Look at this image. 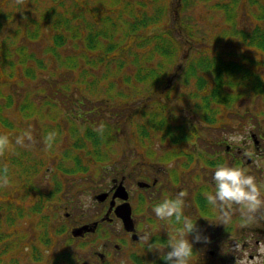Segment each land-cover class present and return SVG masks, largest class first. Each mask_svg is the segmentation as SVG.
Masks as SVG:
<instances>
[{
	"label": "trees",
	"instance_id": "1",
	"mask_svg": "<svg viewBox=\"0 0 264 264\" xmlns=\"http://www.w3.org/2000/svg\"><path fill=\"white\" fill-rule=\"evenodd\" d=\"M114 1L123 3L126 8L121 9L131 13L129 20H122L119 16L117 20L104 19L102 25H95L85 18V10L81 11V6H76L70 16L58 13L52 6L41 16L43 21H51L49 25L52 30L47 36L43 35L42 21L34 22V26L22 25L8 30L13 22V15L11 11L0 8L3 11V14L0 13V57L7 61L0 62L4 66L3 69L0 68V93L5 95L0 104V135H7L9 146H12L20 136L18 132L26 125L33 137L27 143L30 146L20 152L23 154L15 156L6 150L0 156V168L5 165L8 167L10 183L23 194L21 200H17L12 191H3L4 195H0V202H3L0 203V264H4L6 260L15 263L16 260L12 258L24 250L33 264H66L86 257H83V251L76 248V245L73 247L75 240L68 235L67 221L60 214L55 219L56 211H51L58 203L56 193H61L63 186L49 188L42 184L41 178L54 181L55 171L60 175L80 176L92 168L106 170L105 165L111 160V155H116L110 148L111 129L120 135L132 136L137 120H143L142 116L146 115H140L139 109L143 107L137 106L138 101L149 105L150 97L147 94L153 89L167 88L164 91L171 92L172 89L168 88L175 85L177 71L182 72L185 85L194 83L198 87L208 88L197 90L207 95L196 96L198 101L193 102V106L187 107L182 103L177 109L176 106L172 108V111L176 109L173 117L181 120L180 123L175 121L171 124L165 120L167 118L160 119L166 113H161L160 117H156V114L150 116L154 118L150 119L153 122L150 124H155L157 130L161 128L162 142L174 147L184 144L189 146L192 141L191 133L200 126L194 115L204 113L214 103L220 102L227 107L225 84L247 77L246 67H260L254 61L250 65L243 64L239 62L240 57L228 54L233 51L234 42L231 38L234 33L225 26L220 27V35H223L221 38L224 41L221 54L218 45L213 47L210 55L205 56L203 50H199L192 40L177 39L181 22L174 19L172 26H168L166 10L169 2L175 4L174 13L181 10L179 0ZM32 2L33 0H22L21 3H16L23 17L26 18L33 9ZM220 11L227 21L231 20L233 10L227 4ZM118 28L122 30L124 39L133 36L134 44L133 40L126 44L116 42L113 34ZM143 30L147 32L140 33ZM239 34L244 36L248 33L242 29ZM43 40H46V44ZM199 44L201 48L204 45L211 46L204 40ZM11 53L16 57L12 58L9 55ZM178 53L181 57H178ZM231 57L234 62L227 61ZM153 59L158 60L155 66L146 67ZM177 59L181 60L180 64L173 63ZM246 59L254 60L248 57ZM173 69L176 71L173 72ZM24 79L42 85L44 89L35 92L33 97L37 100L41 97L40 103L54 111L39 114L34 105L27 104V90L22 83ZM143 84H147L145 89L139 87ZM72 85L78 87L73 94ZM254 90L260 91V87L255 86ZM18 100L21 103L15 102ZM161 106L169 108L166 103ZM28 108L31 113L27 116L31 120H23L21 127L13 131L12 119L7 116V112L4 115V111L14 109L18 117H23L22 114H26ZM45 115L47 117L44 119ZM63 118L68 128L67 133L60 135L64 130L61 126ZM200 118L205 123V116L201 115ZM101 124L104 125L102 134L96 131ZM140 124H144V121H140ZM140 130L144 131V127L141 126ZM51 131L58 135L50 151L53 156L47 155L53 157L54 169L47 170L49 168L45 169V164L49 163L48 159L38 160L40 158H37V154L45 146L44 138ZM28 148L37 150L35 159L30 160V163L24 162L30 155ZM31 197H34L32 204L26 205V200ZM25 220H36L39 230L33 232L31 229L32 238L24 237L27 241L17 246V242L12 239L19 223ZM54 240L59 241L61 248L58 251L53 248ZM1 244L4 245L1 247ZM6 244H12L9 251H5ZM50 250H53L51 254Z\"/></svg>",
	"mask_w": 264,
	"mask_h": 264
},
{
	"label": "flooded vegetation",
	"instance_id": "2",
	"mask_svg": "<svg viewBox=\"0 0 264 264\" xmlns=\"http://www.w3.org/2000/svg\"><path fill=\"white\" fill-rule=\"evenodd\" d=\"M262 7L264 0L248 1L250 22L252 18L261 20V15L252 13V10L256 8L260 12ZM260 55L264 57V53ZM259 65L264 66V58L260 60ZM245 86V91L242 90L236 97L243 94L248 97V92L255 91V86L247 83ZM256 86L260 87L257 95L260 96L261 102L259 110H256L253 116L250 110L244 109L238 114V124L233 120L220 125L219 104H211L204 113H197V123L200 126L194 128L196 131L191 133L192 141L189 146L184 144L174 147L162 142L161 128L157 130L155 124L153 126L149 123L150 119H154L150 118L154 111L142 116L145 117L141 120L144 124L137 121L131 142L133 158L130 163H126L121 169L114 168L115 174L110 177L108 183L106 181L102 185H96L85 194L92 198V206L88 208L95 211L92 222H84V215L74 217L73 208H79L73 204L72 188L76 187V183L68 182V177L72 174H59L64 190L57 195L56 207L65 215L66 218L63 219L67 221L69 229L89 223L94 227L93 232L91 227L86 228L88 230L83 231V236L77 238L89 241L91 246L95 247L88 248L89 253L83 260L84 264H164L160 259L161 254L148 251L139 237L145 233L151 234L150 243L158 242V246L163 250L166 248L168 236L178 235L176 229L180 225L158 220L152 209L165 198L174 199L180 191L187 193L183 214L196 222L197 227L202 230V238H209L208 243H204L203 239L200 243H193V255L189 264H234V256L240 254L233 251L234 245H241L247 250L249 257L256 254L257 245L264 241V210L257 214L255 222L243 225L241 213L244 210L234 205L230 222L222 224L218 218L219 213L208 204L204 195L206 192L214 193V171L217 166L226 165L246 169L248 175L254 176L257 185L261 186V198L264 199V81L262 85ZM185 88L188 86L183 85V89ZM200 89L208 88L199 87L195 90ZM160 94L170 100L169 91ZM194 95L207 94L195 92ZM235 100L237 99L234 95H229L227 107ZM141 103L144 102L138 101L137 106L140 108ZM149 105H154L153 98H150ZM176 109L170 113L169 108L162 107L159 112L166 113V116L160 119L167 118L165 120L171 124L179 121L173 117ZM201 115L207 119L205 123L201 121ZM141 126L144 131L140 130ZM209 129L210 132L205 131ZM156 131H159V137H155ZM236 134L244 135L245 140L229 143L228 137ZM157 143H160L159 147H156ZM245 153H251V158ZM257 156L261 160L259 167L253 162ZM110 173L92 168L85 175H80L77 188L81 181L97 178L104 180ZM51 186L60 185L54 180ZM243 218H247L246 212ZM192 239L193 237L189 236L190 242ZM169 250L166 248L165 252Z\"/></svg>",
	"mask_w": 264,
	"mask_h": 264
},
{
	"label": "rangeland",
	"instance_id": "3",
	"mask_svg": "<svg viewBox=\"0 0 264 264\" xmlns=\"http://www.w3.org/2000/svg\"><path fill=\"white\" fill-rule=\"evenodd\" d=\"M180 3V9L181 10H177V12L174 13L173 8L175 7V4L169 2V8L167 7L166 10V24L168 26H172V23L174 22V19H178L179 22H181V29L179 30V36L177 37V39L179 40H192L195 44L196 47H198L199 50H203V53L205 56H208L212 53V49L213 47L215 48L218 45V49H220L219 54H221L222 48L224 47V41L221 38L220 35V27L221 26H225L226 29L232 31L233 33H235V35L231 38V41L234 42V44L237 43V45H244V39L240 38V36L236 35V33H238L241 29L240 26L241 25H245L247 26L249 24V19L247 17V11L248 8H246L244 3L239 4L238 8H237V17L235 19V21L232 19V21H227L226 20V16L225 18L223 17L222 12L220 11V9L222 8V5L226 4V0H179ZM219 5V8H216L217 5ZM166 5V4H165ZM213 5H215L213 7ZM32 10L31 12L27 15V17H23L21 15L20 10L16 7V2L13 0H0V8L5 10V11H11L12 15H13V22H11L9 29L11 28H18L22 25L25 26H34V22H39L42 21L41 24L44 25V32L43 35H48L50 33L51 26L49 25L51 23V21H43V18H41L42 15H44L45 13H47V9H50L52 6H54V8L57 10L58 13H65L66 16H70L71 12H74L76 10V6H81V11L85 10V18L89 21H91V23L95 24V25H102V20L104 19H109V20H117L118 17L120 16V19L122 20H129L131 18V13L129 11L126 10H122L121 8H126L123 6V3L121 2H116L114 0H57V2H52V0H33L32 4ZM167 6V5H166ZM213 7V8H212ZM13 8H15L16 10H14ZM151 8V7H149ZM224 12V11H223ZM259 11L258 9L254 8L252 10V13L257 14ZM0 13L3 14V11L0 10ZM94 20H101L98 22H95ZM251 26H264V22H258V21H253L251 23ZM189 30L191 32H189ZM147 30H143L140 33L144 34L146 33ZM188 34L193 35L189 36ZM220 35V36H219ZM216 36H218L217 38H215ZM113 38L116 40V42L120 43V44H126V43H131V41L133 40V44L135 41V38L133 36L124 39L123 37V32L120 28H118V30L113 34ZM201 40L206 41L208 44H210L211 46L206 47L204 45V47H200L199 42ZM223 41V42H221ZM44 44H46V40H43ZM249 43V42H246ZM244 50V48L241 46L240 48L236 49L235 51H238L235 53V56L240 57L239 62L246 64V65H250L251 61H254L256 64L260 63V60L263 59L264 57L261 56L260 52L257 51L254 54V60H249L246 59L247 57H244L241 53ZM231 54L232 53H228ZM12 58H15V54L11 53L9 54ZM234 56V57H235ZM178 57L180 56V53H178ZM232 58V57H231ZM227 58V61H233V58ZM158 60L153 59L151 61H149L145 66L146 67H154L155 64L157 63ZM0 62L3 63H7V61L4 60V58L0 57ZM181 60L177 59L176 61H174V64H180ZM253 62V63H254ZM240 65V64H239ZM0 68L3 69L4 66L0 65ZM248 74L250 73V69H251V76L248 77V74L246 75L247 77H242L241 79H238L237 82H230L228 84H225V90L224 92L227 95V99L229 95H234L235 96V100L229 107H224L223 103L219 102V119H220V125L223 124H227L230 123L231 121H235V124H238L239 118H238V114L243 111L244 109H248L251 111L252 116L255 114L256 110H259L260 107V102H261V98L259 95H257L259 93V91H253L248 92L250 95L247 97L245 94H243L242 96L240 95V97H236L240 91L243 90V92L245 91V84L247 83V85H252V86H256V85H262L263 81H264V72H262V70H264V66H260L258 68L252 67V68H247ZM180 70V68L178 69ZM173 72L176 71L175 69L172 70ZM182 72L177 71V76L175 77V85L172 89V91L170 92V100L167 99L166 97L162 96L163 91L167 88H160L159 89H153V91L149 94H147L148 98H153L154 100V105H146L144 103H141V106L143 107V109H140V115L146 113V115L152 111H154L153 113L156 114V117H160L162 116V114L159 112V109L162 108L161 104L166 103L169 106V110L168 112L172 113V108H175L182 105V103H184L185 106L187 107H191L193 106V102L198 101V98L196 97L195 92L197 90L196 86L197 84L194 83H188L187 86L188 88L183 89V85L184 82L182 81ZM192 81V80H191ZM190 81V82H191ZM24 84V86L26 87V102L28 105H34L36 107V111L39 114H46L48 112H52L54 110H50L47 107H45L44 103H40L41 97L37 100L33 97V94L37 91H42L44 88L42 87L41 84H37L35 81H28L26 79L23 80L22 82ZM1 84V82H0ZM44 85V84H43ZM144 85V84H143ZM143 85H139V87L141 89H145L144 87L147 86V84ZM153 86V84H151ZM154 85H158V84H154ZM150 86V87H152ZM42 87V89H41ZM72 89V94L75 93L78 89V87L76 85H72L71 86ZM152 90V89H151ZM181 90V91H180ZM159 91V92H158ZM193 94V95H192ZM5 97L4 94L0 93V104L3 102V98ZM17 102V104L21 103V101H15ZM198 103V102H197ZM57 111V110H55ZM7 112V116L9 118L12 119V124H14V129L13 131L19 129L21 127V124L23 122V120H27L30 119L29 116H27L28 114L31 113V109H27L26 114H22L23 117H18L17 116V111L14 109H8L4 111V115H6ZM199 114V113H198ZM47 117V115L44 116V119ZM147 117V116H146ZM194 117L197 119V115H194ZM145 119V117H143ZM21 120V121H19ZM31 120V119H30ZM73 120V119H71ZM62 124L61 126L63 127V133H61L60 135L67 133V128L66 127V120L61 119ZM149 123H153L150 122ZM178 123H180V121H178ZM20 124V126H19ZM152 125V124H151ZM254 125V124H253ZM22 129L24 131H27L28 128L27 126H22ZM19 131L18 134L21 135L24 131ZM205 131H211L209 130H205ZM110 141H112V143L110 144V148H111V152L112 153H117L116 155H111V160L109 161L108 164H106V171H110L111 173L108 174V178L106 177V179L101 180L100 178L97 179H92L91 181H81L80 185L77 188V184L76 187L72 188V193H73V204H76L77 207L79 208H73L72 210V214L74 215L75 218H77L78 216L84 215V222H92V215L95 212L94 209H88V210H84L82 209V200L81 197H87L85 194L89 193L92 189H94V187L96 185H102L104 184L106 181L108 183V181L110 180V177L114 176L115 174V170H113L114 168L117 169H121L122 167L126 166V163H130V161L133 158V150H132V146L130 143L131 140V134H122L120 135L119 133L114 132V130L111 129L110 131ZM130 135V136H127ZM160 133L159 131L155 132V137H159ZM13 136V135H12ZM65 137V136H63ZM38 140H40V137H37ZM36 139V140H37ZM57 139L54 141V145L56 143ZM28 141L25 140V144L27 145ZM53 145V146H54ZM160 143H157L156 147H159ZM41 146V145H40ZM25 148L27 147H22L20 145H17L16 143H14L12 146H8V148L6 150L10 151V154H15V156H19L20 152H23V150H25ZM130 148V149H128ZM125 149H128L126 151H123ZM29 150V157L27 156L24 159V162H31L30 160L35 159V156L37 154V150L33 149V148H28ZM25 151V153L28 152ZM130 150V151H129ZM51 151V150H50ZM49 150H46V147L43 146L41 147L39 153L37 154V158H40L38 160H44L48 159L49 163L45 164V169L49 168L52 166V162H53V156L51 154ZM56 151V150H55ZM47 155H51L48 156ZM127 158V159H126ZM126 160V161H125ZM1 164V162H0ZM37 176V174L34 176V181H35V177ZM68 182H74L75 180H80V176H71L68 177ZM18 182V181H17ZM16 182V183H17ZM208 188V187H207ZM206 188V189H207ZM3 191L5 193H8L10 191L13 192L14 197L17 200H21V193L14 187V184H11L6 187V188H2L0 189V195H4ZM204 193V192H203ZM34 197H31L29 200H26V205H30L32 204L31 200ZM23 201V200H22ZM3 203V202H0ZM1 205V204H0ZM57 204L54 205L51 208V211H58L57 209ZM92 206V203H91ZM26 207V206H25ZM56 216V215H55ZM57 218V216L55 217V219ZM54 219V220H55ZM72 226L74 225V223L71 224ZM76 226V225H75ZM32 229V231H38L39 228L37 227V221L33 220L31 222L25 220L24 222L19 223V228L16 231V235L15 237H13V241L17 242V246H19L21 243H25L27 240H24V237H30L31 236V232L30 230ZM59 244L58 240H54L53 242V248H55L57 251L59 250L58 248H61ZM85 244V245H84ZM4 244H1V247ZM73 247L82 250V254L84 253L83 257L87 255V253H89L88 248L90 247L91 249L95 248L91 246V243L89 241H82V240H76L73 241ZM80 245H84L83 247H80ZM6 248L7 250L5 251H9L12 248V244H6ZM72 248V247H71ZM90 249L91 253L92 250ZM53 252V250L49 251V254H51ZM12 259H15L16 262H12L11 260L8 261L6 260L4 262V264H33L30 257L25 254V250L24 251H19L18 254L16 256H14ZM85 261L77 259L76 262L74 261H70L67 262L66 264H84ZM144 264V263H143Z\"/></svg>",
	"mask_w": 264,
	"mask_h": 264
},
{
	"label": "clouds",
	"instance_id": "4",
	"mask_svg": "<svg viewBox=\"0 0 264 264\" xmlns=\"http://www.w3.org/2000/svg\"><path fill=\"white\" fill-rule=\"evenodd\" d=\"M22 0H16V3H21ZM104 125L101 124L96 131L102 134ZM58 133L51 131L44 138V144L46 150H51L55 138ZM25 140L31 142L33 140L31 131H25L16 138L15 143L22 147L30 145L25 144ZM245 140L244 135H232L228 137L229 143H239ZM9 146V138L7 135H0V156L4 154ZM250 158L251 153H245ZM257 167L260 166L261 160L257 156L253 161ZM9 169L5 165L0 168V188H6L10 185ZM214 182V193L206 192L205 198L209 205L219 213L218 218L222 224H228L231 220V210L233 206H238L244 210L242 215L243 225L251 224L256 221L257 214L264 210V199L261 198L260 187L257 185L256 179L252 175H248L246 169L240 167H229L226 165H219L216 167L212 176ZM187 193L180 191L176 194L174 199L165 198L161 203L155 205L152 209L155 217L161 221H167L169 224L175 223L180 225L176 229L178 235L168 236V240L165 243L166 248L170 249L165 252V249H161L158 246V242L150 243L151 234L145 233L139 240L144 243L148 251L159 252L160 259L164 261V264H189V260L193 255V243H200L203 239L204 243L209 242L208 237H201L202 231L197 227L194 222L188 216L183 214L184 198ZM82 208L86 211L91 206L92 198L81 197ZM244 212L247 213V218L244 219ZM195 233V235H193ZM189 236L193 237L190 242ZM233 251L240 253L234 256V264H264V241H261L257 245L256 254L249 257L247 250L243 249L241 245H234Z\"/></svg>",
	"mask_w": 264,
	"mask_h": 264
},
{
	"label": "water",
	"instance_id": "5",
	"mask_svg": "<svg viewBox=\"0 0 264 264\" xmlns=\"http://www.w3.org/2000/svg\"><path fill=\"white\" fill-rule=\"evenodd\" d=\"M84 229H86L85 227H83ZM83 228L81 229H77L75 231H73V235L76 236V235H80V232L83 230Z\"/></svg>",
	"mask_w": 264,
	"mask_h": 264
}]
</instances>
